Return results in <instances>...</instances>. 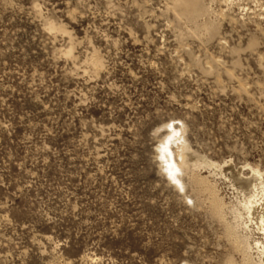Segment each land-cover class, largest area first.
I'll return each mask as SVG.
<instances>
[{
	"label": "rangeland",
	"instance_id": "rangeland-1",
	"mask_svg": "<svg viewBox=\"0 0 264 264\" xmlns=\"http://www.w3.org/2000/svg\"><path fill=\"white\" fill-rule=\"evenodd\" d=\"M253 184L264 0H0V264H264Z\"/></svg>",
	"mask_w": 264,
	"mask_h": 264
},
{
	"label": "bare ground",
	"instance_id": "bare-ground-1",
	"mask_svg": "<svg viewBox=\"0 0 264 264\" xmlns=\"http://www.w3.org/2000/svg\"><path fill=\"white\" fill-rule=\"evenodd\" d=\"M171 131L173 132L172 133L173 135H171L173 137H171V139L168 141L166 139V144H164L163 146H161L162 145L161 144L160 145L161 147L159 149H160V152L162 153L161 158L163 157L166 160L168 167L178 169V167H180V165H181L180 162L182 161L183 155H181L182 153H180V152H181L183 146L181 145V143H179L177 141L178 138L180 140V135L179 136L176 135V134H179V133H176L179 131L178 127L176 128V125L172 124ZM172 138H174V139L172 140ZM180 146H181V149H180ZM179 149H180V151H179ZM167 169H169V168H167ZM167 172H169V171H167ZM172 175H174V174H172ZM170 177H171V174H170ZM177 184H178V182H177ZM255 187H256V185L253 184L250 194H247L248 195L247 197L244 196L245 198H243L240 206L242 207V210H244L245 217H242V216H240V217H242L243 225L245 227H248L250 224H253L252 228H254L256 231H258V233L262 234L261 236L264 239V218L262 217V215L259 214L258 221L256 222L255 220H253L254 207H257V206L261 207V204H262L259 201V199L255 198L256 195L254 193L257 191V188H255ZM249 230H251V229H249ZM253 244L256 247L259 254H261L264 257V240L263 241L262 240H254Z\"/></svg>",
	"mask_w": 264,
	"mask_h": 264
}]
</instances>
